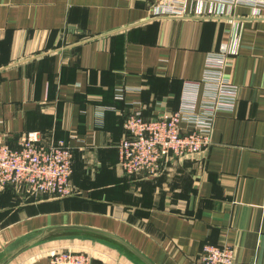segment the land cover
<instances>
[{
    "label": "crops",
    "instance_id": "obj_1",
    "mask_svg": "<svg viewBox=\"0 0 264 264\" xmlns=\"http://www.w3.org/2000/svg\"><path fill=\"white\" fill-rule=\"evenodd\" d=\"M225 52L239 100L217 113L211 144L168 158L160 175H125V119L200 97L209 54ZM31 131L72 149L74 193L1 189L0 264H49L65 247L92 264H145L68 226L109 231L154 264H201L207 242L264 264V0H0V145Z\"/></svg>",
    "mask_w": 264,
    "mask_h": 264
},
{
    "label": "built area",
    "instance_id": "obj_2",
    "mask_svg": "<svg viewBox=\"0 0 264 264\" xmlns=\"http://www.w3.org/2000/svg\"><path fill=\"white\" fill-rule=\"evenodd\" d=\"M235 3L237 0H219ZM228 53H210L203 77L197 86L202 93L184 97L180 107L161 111L146 119L140 111L124 122L127 135L118 144L119 165L126 174L162 173L170 157L185 158L211 144L215 117L220 111H233L239 100V86L225 74ZM201 83V84H200ZM73 151L63 141L43 143L37 131L28 132L17 147L0 145V190L7 185L30 195H73ZM201 264H240L231 243L207 242L202 246ZM49 264H92L89 252L65 247L50 256Z\"/></svg>",
    "mask_w": 264,
    "mask_h": 264
},
{
    "label": "water",
    "instance_id": "obj_3",
    "mask_svg": "<svg viewBox=\"0 0 264 264\" xmlns=\"http://www.w3.org/2000/svg\"><path fill=\"white\" fill-rule=\"evenodd\" d=\"M63 228H79L82 230H89V231H95L101 234H104L106 236H109L113 239H115L116 241L120 242L121 244H123L124 246H126L134 255H136L139 259H141L145 264H154L147 256H145L141 251H139L135 246H133L131 243H129L128 241H126L125 239L109 232V231H105L102 229H97V228H92V227H84V226H68V227H63ZM35 240L30 241L29 243H27L26 245L18 248L16 251H14L8 258L6 261H8L9 259L15 257L19 252L23 251V249H25L26 247H29L31 245V243L35 242Z\"/></svg>",
    "mask_w": 264,
    "mask_h": 264
},
{
    "label": "rangeland",
    "instance_id": "obj_4",
    "mask_svg": "<svg viewBox=\"0 0 264 264\" xmlns=\"http://www.w3.org/2000/svg\"><path fill=\"white\" fill-rule=\"evenodd\" d=\"M48 196V198H51V199H56V198H65V197H57V196H54V195H50V194H45Z\"/></svg>",
    "mask_w": 264,
    "mask_h": 264
},
{
    "label": "trees",
    "instance_id": "obj_5",
    "mask_svg": "<svg viewBox=\"0 0 264 264\" xmlns=\"http://www.w3.org/2000/svg\"><path fill=\"white\" fill-rule=\"evenodd\" d=\"M15 147H17V146H15ZM125 175H127V176H129V177L132 178V177H134V175H137V174H126V173H125ZM70 196H71V195H70ZM67 197H69V196H67ZM57 199H58V198H57ZM59 199H61V198H59Z\"/></svg>",
    "mask_w": 264,
    "mask_h": 264
}]
</instances>
